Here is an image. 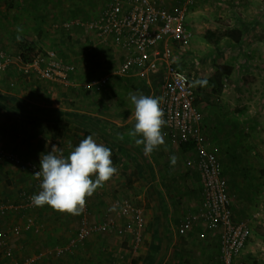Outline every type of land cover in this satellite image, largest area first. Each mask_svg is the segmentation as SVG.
Returning a JSON list of instances; mask_svg holds the SVG:
<instances>
[{
  "label": "crops",
  "instance_id": "crops-1",
  "mask_svg": "<svg viewBox=\"0 0 264 264\" xmlns=\"http://www.w3.org/2000/svg\"><path fill=\"white\" fill-rule=\"evenodd\" d=\"M225 1L230 8V27L240 30L238 43L251 28L257 29L264 24V17L258 19V9L264 6V0ZM104 2L0 0V50L15 57L21 43H31L53 49L62 61L75 66L67 85L41 81L32 73L24 74L18 62L0 71V147L21 157L23 164L31 162L39 166L41 155L51 151L53 146L57 154L62 152L67 156L72 150L69 142L75 146L83 138L95 134L98 142L111 148L113 164L118 168L117 174L97 188L91 197H86L90 220H99L108 211L115 220L114 229L104 233L105 240L99 243L92 237L94 234L72 251L54 257L51 249L74 236L82 212L73 215L48 205L10 211L0 215V231H9L8 245L0 251V263L20 262L44 252V256L36 258L32 264H103L100 263L102 257L106 259L114 250L116 253L108 256L106 264H109L113 257L131 254L133 234L113 206L120 198L127 197L142 207L146 219L143 242L131 264H223L217 229L201 222L182 229L186 213L197 211L201 203L202 178L196 167L188 164L190 157L195 156L193 147L184 149V143L175 141L163 127L165 143L150 156H145L143 145H137L135 139L127 135L134 125V106L129 93L159 96L163 76L157 72L140 73L138 69L126 75H115L112 72L126 54L117 37L98 38L94 31L80 25H72L69 29L62 27L65 21H87L98 16ZM182 2L159 0L158 5L174 10ZM198 2L195 0V7L192 5L186 16V24L197 36L201 33V21L205 20L201 17L203 11L196 5ZM256 39L253 44L241 42L251 54L245 55L246 60L264 57L250 47L254 44L257 48L264 46L263 38ZM202 41L209 44L204 37ZM180 50L183 51L182 47ZM181 51L179 54L175 51V64L190 68L185 62L191 59L183 56L187 51ZM108 75L106 83L99 87L96 82ZM118 133L124 135L122 141L117 139ZM173 155L175 164L170 162ZM223 171L228 175V192L237 220L236 217L241 218L247 210L244 206L236 213L233 206L236 194H244V177L241 174L239 183L224 165ZM39 187L25 166L0 161V203L18 201L21 193H36ZM244 195L240 201L247 205L249 193ZM27 216L34 220L29 227L23 226ZM13 226H22L20 232L14 233ZM121 243L126 246L124 250L120 249Z\"/></svg>",
  "mask_w": 264,
  "mask_h": 264
},
{
  "label": "built area",
  "instance_id": "built-area-1",
  "mask_svg": "<svg viewBox=\"0 0 264 264\" xmlns=\"http://www.w3.org/2000/svg\"><path fill=\"white\" fill-rule=\"evenodd\" d=\"M194 1L183 0L174 10H168L158 5L159 0H107L98 16L87 21H65L62 27L69 29L72 25H80L94 31L98 38L117 37L126 54L120 66L112 72L115 75H126L133 69H138L140 73L157 72L163 76L159 96L163 97L162 107L167 122L164 127L178 143L192 145L195 156L190 157L188 164L196 167L202 178L200 206L197 211L186 213L182 229H188L196 222L217 229L223 264H237L236 259L241 255L249 235L248 219L238 221L234 217L220 160L208 146L202 115L194 104L196 96L193 78L184 70L178 69L173 60L172 41L187 43L193 36V31L186 24V16ZM15 62L19 63L24 74L32 73L39 80L65 85L70 81L69 75L75 71V66L62 61L54 50L37 52L26 62L21 60L20 52L13 57L0 50V71ZM108 77L109 75L96 82L99 87L106 83ZM0 161L25 166L40 185L41 179L35 174L39 171V166L31 162L23 164L21 157L6 152L1 147ZM39 191L40 187L36 193H21L19 201L0 203V215L36 207L30 198ZM113 206L118 217L129 224L133 244L130 246L131 254L113 257L109 264H131L134 253L143 242V230L146 226L144 210L127 197L120 198ZM81 212L79 227L74 236L65 244L51 249L54 257L72 251L94 234L110 232L115 227V220L109 211L103 213L99 220H90V209L85 203ZM33 224V218L27 216L23 226ZM21 227L13 226L12 230L19 233ZM120 231L124 232L122 228ZM8 235L9 231H0V251L8 245ZM44 254L39 252L34 257L11 264H32Z\"/></svg>",
  "mask_w": 264,
  "mask_h": 264
},
{
  "label": "rangeland",
  "instance_id": "rangeland-1",
  "mask_svg": "<svg viewBox=\"0 0 264 264\" xmlns=\"http://www.w3.org/2000/svg\"><path fill=\"white\" fill-rule=\"evenodd\" d=\"M198 1L196 5L203 11L201 17L205 18L201 21V33L198 36L194 33L187 43L172 44L173 60L175 62L176 52L179 54L180 47L183 49L181 52L187 51L183 56L191 59L190 63L185 62L186 65H191L190 68H180L193 78L195 106L202 112L204 131L212 151L220 159L226 181L228 175L223 171V165L239 183L242 181L243 171H248L251 186L258 185V189L253 187L250 191H244L249 193L250 201L247 205L240 201L245 193L238 192L234 198L233 206L236 208V213L244 206L247 209L241 218L236 217L237 220L248 219L249 225L245 247L236 262L237 264H264V57L261 59L251 57L252 60H246L245 55L251 54L246 52L242 44L250 42L253 44L256 38L264 39V24L258 25L257 29L251 28L245 33L242 43L236 44L233 37L237 38L236 33L240 35V30L230 27V19H228L230 8L227 2L225 0H207L206 3L202 0ZM106 2L107 0L104 5ZM193 6L195 7V1ZM193 6L189 7L187 13ZM263 7L257 8L258 19L264 17ZM189 28L191 29L190 26ZM203 37L209 44L206 45L202 41ZM34 46L33 54L53 50L49 47L44 49L40 45ZM250 47L256 48L264 56V46L257 48L254 44ZM225 68L231 70L230 74H220ZM205 75L213 77L214 81L220 79V86L215 87L214 83L200 86L195 83ZM230 157L235 160L236 167L226 161ZM27 193L30 192L27 191ZM103 236L104 233L92 237L100 243L106 238ZM99 247L101 248L100 245ZM125 247L123 243L120 244V249L124 250ZM101 249L106 251L104 247ZM115 253L114 250L110 252V254ZM243 254L245 255L242 257ZM109 255L106 259L100 256L102 257L100 263L106 264Z\"/></svg>",
  "mask_w": 264,
  "mask_h": 264
},
{
  "label": "clouds",
  "instance_id": "clouds-1",
  "mask_svg": "<svg viewBox=\"0 0 264 264\" xmlns=\"http://www.w3.org/2000/svg\"><path fill=\"white\" fill-rule=\"evenodd\" d=\"M196 84L206 86L207 79L197 80ZM130 103L134 106V125L127 135L135 139L137 145H143L145 156H150L165 143L166 125L162 107L163 97L129 93ZM123 140V134H117ZM67 156L57 154L55 146L40 157L39 171L35 174L41 179L40 191L30 199L34 206L48 205L51 208L79 214L97 188L118 173L112 161V150L98 142L95 134L88 135L75 146ZM172 164L176 157H170Z\"/></svg>",
  "mask_w": 264,
  "mask_h": 264
},
{
  "label": "trees",
  "instance_id": "trees-1",
  "mask_svg": "<svg viewBox=\"0 0 264 264\" xmlns=\"http://www.w3.org/2000/svg\"><path fill=\"white\" fill-rule=\"evenodd\" d=\"M237 35V38H235V37H233V39H234V41H235V43L236 44H241V42L240 43H238L239 42V33H236ZM194 35V34H193ZM180 43V42H179ZM182 43V42H181ZM34 49H35V46L33 45V44H31V43H21L20 44V53H21V60L23 61V62H26V61H29L30 59H31V57L34 55L33 54V52H34ZM178 69H180V70H183V69H181L180 67H178ZM230 72H231V70L229 69V68H225L224 69V71L223 72H221L220 74H222V73H225V74H230ZM202 79H207V81H208V83L209 84H213L214 83V86L215 87H219L220 85H219V81H220V79L218 80V81H214L213 80V77H208V78H201L200 80H202ZM200 87V86H199ZM213 90H214V88H213ZM192 145H190V144H188V143H184L183 144V148L184 149H189L190 147H191ZM226 161H229V163L231 164H233L234 166H235V163H234V159H232V157H230L229 159H227ZM236 167V166H235ZM249 172L248 171H243V177H244V187H245V190H249L250 191V189H252L253 187L255 188V189H257V186L256 185H254V186H251L252 185V182H250L249 181ZM235 179V178H234ZM234 181V180H233ZM234 183H235V181H234ZM244 187H242L241 189H244ZM245 193V192H244ZM248 193V192H247Z\"/></svg>",
  "mask_w": 264,
  "mask_h": 264
}]
</instances>
